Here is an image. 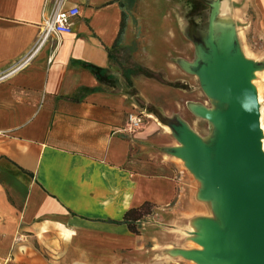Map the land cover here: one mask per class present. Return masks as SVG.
I'll return each mask as SVG.
<instances>
[{"label": "crops", "instance_id": "crops-1", "mask_svg": "<svg viewBox=\"0 0 264 264\" xmlns=\"http://www.w3.org/2000/svg\"><path fill=\"white\" fill-rule=\"evenodd\" d=\"M54 1L0 0V73L35 45ZM214 5L264 66V0H67L73 31L0 81V264H200L198 224L223 228L226 215L179 154L172 127L197 134L192 116L163 104L186 84L168 55L188 59ZM132 112L144 118L134 132ZM144 204L134 233L124 215Z\"/></svg>", "mask_w": 264, "mask_h": 264}, {"label": "water", "instance_id": "water-1", "mask_svg": "<svg viewBox=\"0 0 264 264\" xmlns=\"http://www.w3.org/2000/svg\"><path fill=\"white\" fill-rule=\"evenodd\" d=\"M211 10L208 28L195 42L198 60L191 64L214 110H199L212 122L213 136L204 141L178 122L172 129L185 144L179 154L208 186V196L225 212L224 227L204 222V251L190 256L200 264H264V154L260 113L252 79L262 65L248 60L235 38L227 56L219 52V26Z\"/></svg>", "mask_w": 264, "mask_h": 264}, {"label": "rangeland", "instance_id": "rangeland-1", "mask_svg": "<svg viewBox=\"0 0 264 264\" xmlns=\"http://www.w3.org/2000/svg\"><path fill=\"white\" fill-rule=\"evenodd\" d=\"M190 8L191 7L189 6L188 7L189 10H187L188 15L195 13L193 11V7L192 10ZM204 9H208V8L205 7ZM207 13L209 12H204L205 15ZM208 24L209 22L205 24L204 26L205 30L208 28ZM193 46H194V50L191 54L188 55V59L182 58V56H180L179 54L168 55L170 57L171 62L177 63L179 65V66H169V68L171 70H174L175 72H178V70L180 71L181 69L186 74V79H184V82L186 84H184L185 91H179L174 87L167 86L166 89L172 92V95L170 96V99L167 102H164L163 107L169 108L172 107V105H176L175 109L172 107L173 108L172 114L174 113V116L180 117L185 114H187L188 116H192L193 119L191 123L193 127L195 126L197 128L196 133L198 134V136L201 135L200 137H202L204 141H208L213 136L214 126L212 122H210L207 118L201 116L197 111L201 109L214 110L217 108V101L206 92V90L202 86L199 76L196 73L192 72L191 70V64L196 63L198 60L196 45L193 44ZM244 46H246V44ZM247 51L248 53H251L250 50ZM248 60L250 59L248 58ZM263 71H264V66H262V68H260L255 72L256 73L254 74L255 84L253 83L252 84L254 85V87L255 86L258 87V90L261 92L264 101V89L262 85V80H264V76L261 75V72ZM173 75L174 73H171V78L168 81L170 84L174 82H178L177 80H179L178 77H175ZM163 80L166 82V79L163 78ZM156 103L158 102L156 101ZM263 120H264V115H263Z\"/></svg>", "mask_w": 264, "mask_h": 264}, {"label": "built area", "instance_id": "built-area-1", "mask_svg": "<svg viewBox=\"0 0 264 264\" xmlns=\"http://www.w3.org/2000/svg\"><path fill=\"white\" fill-rule=\"evenodd\" d=\"M78 15V7H68L67 0H55L51 14L44 19L41 25V32L35 45L24 57L16 61L8 70L0 73V81L5 80L8 76L28 66L52 36L70 34L73 31L75 19ZM127 121L128 130L131 132L137 131L144 124L143 116L136 112L130 113Z\"/></svg>", "mask_w": 264, "mask_h": 264}, {"label": "bare ground", "instance_id": "bare-ground-1", "mask_svg": "<svg viewBox=\"0 0 264 264\" xmlns=\"http://www.w3.org/2000/svg\"><path fill=\"white\" fill-rule=\"evenodd\" d=\"M218 19H217V23H218V28L220 30L219 32V36L217 39V44H218V48H219V52L221 53L222 56H227L230 47L232 46V40L234 39V27L232 25L231 22V18L227 15V12L225 11V9L223 7H219L218 8ZM240 34V32H239ZM244 56H246V58L250 59L251 54L248 53L246 50L244 51ZM256 74V73H255ZM252 83L255 84V78L252 79ZM256 87V86H255ZM256 93H257V100H258V104H259V113H260V129H261V139H260V146H261V150L264 154V120H263V115H264V101H263V97L261 92L258 90V87H256ZM150 118H152V116H149ZM198 228L200 230H203L206 228L205 224H198Z\"/></svg>", "mask_w": 264, "mask_h": 264}, {"label": "trees", "instance_id": "trees-1", "mask_svg": "<svg viewBox=\"0 0 264 264\" xmlns=\"http://www.w3.org/2000/svg\"><path fill=\"white\" fill-rule=\"evenodd\" d=\"M152 211V206L150 204H144L137 209H130L125 213L122 223L127 224L132 232L138 233L140 221L144 216L150 215Z\"/></svg>", "mask_w": 264, "mask_h": 264}]
</instances>
